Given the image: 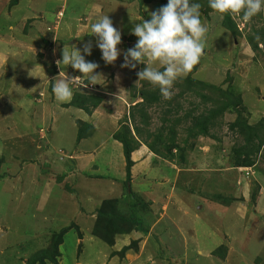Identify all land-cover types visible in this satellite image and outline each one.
<instances>
[{"label":"rangeland","instance_id":"rangeland-1","mask_svg":"<svg viewBox=\"0 0 264 264\" xmlns=\"http://www.w3.org/2000/svg\"><path fill=\"white\" fill-rule=\"evenodd\" d=\"M10 1L0 0V65L4 62L2 66L14 71L15 76L18 71L21 76L16 78L22 80L19 88L7 90L5 86L12 84L11 79L0 77V160L4 161L0 168V264H26L36 252L52 245L55 233L69 226L73 229L64 235L57 264H107L111 251L115 250L92 235L91 229L97 219V214L92 213L100 209L104 201L122 196L128 200L122 199L119 209L122 212L128 209V213L133 211L143 227L149 228L146 238L143 233L133 232L130 241L140 240L141 244L128 252V256L134 258L132 264H264V147L255 166L250 167L253 177L246 178L247 172L233 170L243 135L238 128H231L238 114L249 126L255 127L261 125V117H264V52L254 51L248 41V37L264 32V11L248 22L233 16L240 33L234 38L223 27L219 13L213 10L209 16L205 15L208 2H203L201 15L208 27L206 48L193 78L223 90L230 89L233 101L241 94L243 102L239 110L226 112L217 119L218 125L210 129L208 137L191 139L185 146L183 140L192 117L205 113L207 108H216L227 99L222 92L200 87L194 90L207 93L213 102L202 103L193 93H186L180 99L178 93L184 90L182 86L189 74L179 78L172 97L177 96L179 104L184 103L188 111L196 106L197 113L184 118L183 122L186 119L187 123L175 126L179 134L178 147L172 153L167 150L170 143L164 140L167 134L164 133L163 137L157 134H161L160 129L163 130L167 123L172 125L171 122H162V117L167 115L170 120H175L178 101L168 104L167 99L161 97L152 107H146L150 121L147 127L141 122L145 118L139 115L140 111L136 110L137 113L132 109L143 102L142 91L155 93L159 90L148 81H138L136 73L146 65H137L135 70L122 68L123 55L114 65H106L96 43L91 56H85L89 61L99 60V67L104 71L98 73L104 74L97 83L110 84L108 88L113 98L105 99L103 103L109 107L108 111L98 110L102 114L90 118L99 131L81 142L91 141L94 137H99L97 141L108 138L110 130H120L131 123V111H134L137 124L143 129L141 136L133 131L134 138L142 141L149 134L148 143L156 146L157 152H152L149 145L142 143L133 153L132 177L138 179V184L135 183L137 187L133 186L132 191L137 204L140 199L146 200L145 208L141 209L140 204L133 208L136 205L134 198H128L130 190L124 184L118 186L107 177L98 178L107 175V171L118 177L125 174L120 142L113 141L117 149L114 155L109 149L112 141L108 140L102 144L106 148L99 162L91 157L81 161L80 154L72 156L79 153L77 149L81 142L79 144L77 136L82 120L61 121V113L52 103L47 109V121H42L39 113H34L33 108L39 109L41 104L34 101L33 93L45 87L46 82L31 87L38 80L36 64L41 54L35 55L34 41L30 37L44 39L48 33L71 52V46L80 40L92 39L84 38L79 30L108 15L114 27L122 33V43L118 47L123 52L137 42L138 38L131 35L134 25L142 19L150 20V12L164 4L160 5L159 0L151 5L142 4L143 0H20L12 8ZM48 1L51 3L49 7ZM167 2L163 3L166 5ZM59 10H64V16L54 30L62 16ZM56 46L58 49L54 55L62 58L59 49L63 46ZM153 66L159 67L158 62ZM43 68L59 75L56 68L44 65ZM62 74L64 78L82 75L65 65ZM83 81L85 85L89 83L87 79ZM84 84L74 91L98 97L101 103L108 98L98 96L95 85L85 88ZM134 94L137 96L133 97ZM97 108H92V113ZM168 109H171L169 114L166 113ZM145 114L144 111L141 113ZM32 115H35L34 120L30 119ZM163 141L166 144L161 145ZM110 161L114 162L115 171L111 169ZM70 168H75L76 172H72L67 180L58 181L57 177L67 174ZM242 168L248 171V167ZM221 172L224 175L220 178ZM74 176L79 177L76 187L71 186ZM147 182L156 183L152 184L154 191L147 189L146 193L135 194L141 189L140 185ZM257 190H263L262 194L257 196ZM257 205L259 210L255 208ZM117 237L114 248L119 247ZM120 246L125 248L121 243ZM218 249H223L225 255L217 254ZM128 262L129 258L123 261L118 256V261L111 264Z\"/></svg>","mask_w":264,"mask_h":264},{"label":"trees","instance_id":"trees-1","mask_svg":"<svg viewBox=\"0 0 264 264\" xmlns=\"http://www.w3.org/2000/svg\"><path fill=\"white\" fill-rule=\"evenodd\" d=\"M19 0H11V5H16ZM167 0H159V3L161 5L165 3L163 2ZM208 0H192L193 3H199L201 6L205 5L203 2ZM142 4L151 5L155 2V0H143ZM168 3V2H167ZM207 9L205 10V15L209 16V12L213 11L209 4L205 5ZM202 11V7L201 10ZM223 27L230 32V34L236 38L240 35L237 24L235 23L233 16L231 15H225L222 22ZM255 37H248V41L252 49L264 52V32L261 31L259 34H255ZM262 45V47H261ZM202 59V58H201ZM198 65H196L191 73H189V76L186 78V83L182 87H184V90L178 93V97L182 99L184 97V94L186 93H193L192 95L194 97H197L200 102L202 103H210L213 102L212 99L209 97L207 93L200 94L197 92V90H194L196 87H200L201 89L210 88L216 91L222 92V95L225 96L227 99L226 102H222L220 105H218L216 108H210L206 110L205 113L198 115L197 117H192V122L188 128H186L187 136L186 139L183 140V143L185 146H187L191 139H196L199 136L208 137L210 133V129L214 128L216 125H218L217 119H219L221 116H223L226 112H235V110H239L242 105V95H236L235 100L233 101L231 98L230 89L223 90L220 87H214L212 85H207L205 83H202L200 81H197V79L193 78V75L198 71ZM176 85H178L176 83ZM53 84L50 85L49 91L52 93ZM136 90V89H135ZM143 102L138 103L132 109L137 112L140 111V116L145 118V121H141L142 123H145V127H147L148 124H150L149 117L146 112V107H152L154 103L157 101L159 102L162 98V95H160V91L156 90L155 93L153 92H141ZM136 96V95H135ZM178 101L177 96L172 97L170 99L165 100V102H168V104H174ZM220 101L217 103L219 104ZM101 104V99L98 97L88 96V95H82L78 93H74L73 99L70 106H74L78 109L83 110L87 114L92 113V108H96ZM194 108L196 106H193ZM191 109L190 111L185 108L184 103L179 104V101L177 103V107L175 109V120H170L167 115L162 117V122H171L172 125H169L168 123L166 126H163V130L160 129L161 134H157L159 137H163L164 133L167 135L164 136V140L166 142L170 143V146L167 147V150L169 153H172L174 150H176L177 146V138L179 134L175 130V126L179 125L183 122L184 118H188L190 116H193L195 113H197L195 110ZM137 110V111H136ZM171 109H168L166 111L167 114H169ZM134 111H131L132 113V127L130 125H126L122 127L120 130H118L115 135L114 139H116L118 142L121 143L123 148V156L125 159V180L122 181L115 177H107L108 180H111L116 183H118V186L125 185L127 189L129 188L130 194L128 196L129 199L134 198V193L132 189L134 188V181H137L138 179H135L132 177V168L134 166V160H133V153L137 151L138 148H140V144L144 143L146 146L149 145V149L152 152H157L156 146L154 144H149L147 139L150 138V135L142 141H138L133 136V131H136L138 136H141V131L143 129H140L137 124V116ZM144 111L145 115H141V113ZM240 112V111H239ZM138 113V112H137ZM188 120L185 119L183 123H187ZM261 125L255 127V126H249L246 121L242 119V116L238 114V117L234 121V123L231 124V128L235 129L238 128V131L243 136V142L239 145L237 157L234 159L233 167L235 168H242V167H254L255 162L257 160L258 155L261 153V150L264 147V119H262ZM173 126V127H172ZM166 131V132H165ZM163 132V133H162ZM95 133V130L92 125L82 123V127L79 130V134L77 136L78 142H80L83 139H88L92 137ZM161 135V136H160ZM158 138V137H157ZM161 139V138H160ZM166 144L165 141L161 145ZM194 147V144L192 145V148ZM236 152V151H235ZM159 153V152H158ZM182 159H185L184 156L181 157ZM2 163H4L3 159L0 160V168L2 166ZM72 172H76L75 168H70L68 170V173L60 175L58 178V181H62L64 179L67 180V177L70 176ZM77 175V174H72ZM4 177V175H3ZM97 177V176H96ZM0 178H2V175L0 174ZM75 179L74 183L71 186H75L79 183V177L74 176ZM98 178H105L102 175L98 176ZM72 189V188H70ZM71 191V190H70ZM136 194V192H135ZM122 198H111L109 200L104 201V204L101 206L100 209H98L95 213L93 212L92 215L97 214V219L94 222V225L91 229L92 235L98 237L102 241H104L106 244L110 245L111 247L114 245L116 237L120 235H130L131 233H143L146 235L148 233V229L143 227V224L140 223L141 221L138 218V215L133 214V211L131 213H128V209H126V212H122L119 209V203L121 202ZM127 201L128 199L125 198ZM133 202H135V198L132 199ZM125 201V202H126ZM139 203L133 206V208H136L137 205L140 204L139 208H145L143 204L146 202L140 199L138 201ZM129 207L131 206L128 203ZM127 204H124V206H128ZM150 224L148 225V227ZM73 227H65L61 229L58 233L54 234V241L52 245L49 248L40 250L36 252L34 255H32L28 260L26 264H57V258L60 255L59 252V246L64 241V235L67 234L70 230H72ZM139 247V240H133V242L130 243L129 246L123 248L119 252H113L112 255H117L121 258L125 256V254L130 251L132 248ZM225 248V247H222ZM219 255L223 256L225 255V251L223 249H218ZM138 251V248L137 250Z\"/></svg>","mask_w":264,"mask_h":264},{"label":"clouds","instance_id":"clouds-1","mask_svg":"<svg viewBox=\"0 0 264 264\" xmlns=\"http://www.w3.org/2000/svg\"><path fill=\"white\" fill-rule=\"evenodd\" d=\"M19 2L20 0L12 8ZM208 4L212 10L220 14L221 19L225 15H231L238 17L242 22H248L264 11V0H208ZM47 5L50 6V1ZM200 9L201 4L193 3L192 0H168L166 5L150 12V20L142 19L134 25L131 35L138 38L137 42L123 52L118 47L122 43V33L114 27L108 15L92 24L90 32L91 36L96 37V47L102 53L106 65H114L121 55L124 61L121 64L122 68L135 70L137 65H146L136 73L138 81H148L159 88L164 99H170L174 94L177 80L191 73L205 54L208 27L202 20ZM59 13L62 16L53 27L54 30L58 28L64 10H59ZM57 45L60 48L62 44ZM71 47L73 49L71 52L63 47L62 59H58L56 64L70 66L82 75H67V78L63 79L60 78L63 75L60 72L54 78L56 83L52 91L56 99L62 102L72 99L73 85L79 87L80 82L87 79L89 83L85 85L86 88L89 85H97V81L103 77V74L97 72L99 64L85 59L86 55L92 54L91 41L84 44L82 51L76 46ZM39 61L38 58L37 62ZM156 62L159 67L153 66ZM251 170H248L249 174Z\"/></svg>","mask_w":264,"mask_h":264},{"label":"crops","instance_id":"crops-1","mask_svg":"<svg viewBox=\"0 0 264 264\" xmlns=\"http://www.w3.org/2000/svg\"><path fill=\"white\" fill-rule=\"evenodd\" d=\"M50 6H51V3H50ZM97 22V21H96ZM96 22H94V23H96ZM94 23H92V24H94ZM90 26H91V24L90 23H88V25L86 26V27H82L79 31H80V33H82V35H83V37L84 38H87V37H91L92 39H88V40H80L79 42H77L76 44H75V46L78 48V49H80L81 51H82V49H83V46H84V44H86V43H88L89 41H91L92 42V45L94 46V44L96 43V37H94V36H91V32H90ZM54 36H56V34L54 35ZM79 35H77V37H78ZM30 39L32 40V41H34V46H33V50L35 51V55L37 54V53H40L41 55L39 56V62H37V64H36V69H37V76H38V80H35L36 81V83H33V84H31V87L33 86V87H36L37 85H38V82H46V84H45V87H43V86H41V87H43L41 90L38 88L37 89V91L36 92H34L33 93V99H34V101L36 102L37 101V103H39V104H41V105H39V109H34L33 108V111H34V113H39V116H40V118H41V120L42 121H47V109H49V103H52V104H54L55 105V108L56 109H58L59 111H60V113H61V121L64 119V121H67V120H70V122H77V121H79V119H81L82 121H80V122H82L83 124L84 123H86V124H89V125H92L93 126V128H94V130L95 131H99V130H97V128H96V126L95 125H93V123H92V119L94 118H96V116L98 115V113H100V114H102L101 112L102 111H108L109 110V107H107L106 108V105H104L103 103L106 101L105 99H112L113 98V95H112V93H110L111 92V89H109L108 88V85H110V84H108V85H100V83H98L97 85H95V88H96V90L94 89V91H96L99 95L98 96H100L101 98L102 97H104V96H107L108 98H104V101L98 106V108L96 109V110H94V112L92 113V115H90V114H87L86 112H84L83 110H81V109H78V108H76V107H74V106H70L69 104L71 103V101H72V99H73V97H72V99L70 100V101H64V102H62V101H56L55 100V94L52 92H50L49 91V87H50V85L51 84H55L56 83V81L54 80V78H56L58 75H55V73L56 72H54V71H52V72H47V71H44V70H42V69H44L43 68V65L46 67V68H48V67H53V68H56L58 71H59V73L61 72V73H63V68H64V65L63 64H61V65H57L56 64V61L58 60V59H62L61 57H59V56H57V55H54L55 54V50H57L58 48H54V46L55 45H57V41H56V39H55V37H54V39L52 38V37H50L49 36V34L47 33V35L45 36L44 35V39H40V38H31L30 37ZM63 45H61V47H62ZM64 47V46H63ZM63 47L62 48H60L59 50H62L63 49ZM53 50V52H51ZM59 50H58V52H59ZM82 54H83V52H82ZM86 58V57H85ZM96 63H98L99 62V60L97 59V61H95ZM3 64H5L4 62L0 65V71H1V69L2 68H4V70L0 73V77H2V78H6V80H7V78L9 77L10 79H11V82H12V84H9V83H7L6 84V86H5V88L8 90V89H10V90H12L13 89V87L14 88H19L20 87V85H21V80H22V78H19V79H17L16 77H19V76H21L20 75V73L18 72V71H15L16 72V76L14 75L15 73H14V71H12V70H10L9 68H6V66L5 67H3L2 65ZM39 70H41V71H39ZM39 71V72H38ZM100 71H104V68H98L97 69V72H100ZM51 73H53V74H51ZM104 74V73H103ZM49 76H50V78H49ZM76 76H79V75H76ZM46 78V79H45ZM60 78H63V79H66L67 78V76L64 78V76L62 77H60ZM114 77H112L111 79H113ZM84 82L85 81H81L80 82V86L79 87H81L83 84H84ZM90 86H92V85H90ZM84 87H85V84H84ZM74 88H76V86L75 85H73V93H78V92H75L74 91ZM77 89V88H76ZM89 89V88H88ZM9 90V91H10ZM117 91L118 90H116V93H117ZM134 91H135V89H134ZM97 93H95V94H97ZM115 93V94H116ZM136 94H134L133 95V97H136L135 96ZM41 98V99H39V97ZM74 96V95H73ZM6 98V97H5ZM44 98H45V100H44ZM110 99V100H111ZM39 100V101H38ZM1 102V101H0ZM11 104H12V102H10ZM112 104V103H111ZM128 107H129V105H128ZM37 108V107H36ZM106 108V109H105ZM98 110H102L101 112L100 111H98ZM39 111V112H38ZM34 116L35 115H32V117L30 118L31 120H34ZM80 117V118H75L74 119V117ZM90 118H92V119H90ZM261 119H264V117H261ZM56 123H58V121H56ZM129 125L131 126V128H132V121H131V123H129ZM119 130V128H117L116 130H110V132H111V134H110V136L108 137V138H102V139H100L99 141H97V139L99 138V137H94V138H91V141L89 140V141H83V142H81V144H80V142H79V144H80V146H79V148L77 149V152H79V153H77V155H75V156H72V157H78L79 156V154L81 155V161L83 160V159H85V158H89V157H91V159H95L97 162H99L100 160V158H102V157H104V156H102L103 155V149L104 148H106L104 145H102L103 144V142L104 143H107L108 142V140H111L112 141V143H111V145H110V150H111V154H116L117 153V149H116V147L115 146H113V141L116 143L117 141H115L114 140V135H115V133L117 132ZM87 139V138H86ZM88 139H90V138H88ZM84 140V139H83ZM114 143V144H115ZM142 147H145V146H142ZM116 150V151H115ZM122 153V152H121ZM111 155H109L108 156V159L110 160V157ZM90 159V160H91ZM111 163H110V165H111V169L112 170H114L115 171V169H114V162L113 161H110ZM96 165H97V167H98V164L96 163ZM100 165V164H99ZM228 168H231V167H228ZM227 168V169H228ZM98 169H99V167H98ZM243 168H235L234 167V169L233 170H235V171H237V172H244L243 170H242ZM248 170H250L251 168H247ZM209 169H207V171H208ZM241 172V173H242ZM107 173V175H103L102 174V176L103 177H115V178H118V179H120V180H122V181H124L125 179V174L122 176L121 175V177H118V175H114V173L113 172H106ZM108 173H109V175H108ZM98 174H100V172L98 171ZM224 174L221 172V174L219 175V177L221 178L222 176H223ZM246 175V174H245ZM246 178H252L253 177V170L252 171H250V174H249V176L247 177V176H245ZM135 183L136 184H138V182L137 181H134L133 182V184H134V187L136 186L135 185ZM148 184H144V183H142L140 186H141V189L140 190H138V191H135L136 193H138V192H145V190H149L150 192L151 191H154L153 190V188L152 187H154L153 185H156V183H151V182H147ZM153 184V185H152ZM145 186H147V187H145ZM137 187V186H136ZM221 187H223L222 185H221ZM260 191V190H259ZM257 192H258V190H257ZM262 192H263V190H261L260 192H258L257 193V196L259 195V193L260 194H262ZM146 193V192H145ZM150 194V193H149ZM122 199H124L125 200V198H124V196H122L121 197ZM126 201V200H125ZM256 202H257V200H256ZM261 202V201H260ZM255 208H258L257 210H259L260 209V206H258L257 205V207H255ZM263 208V207H262ZM262 210V209H261ZM70 232V231H69ZM68 232V233H69ZM67 233V234H68ZM136 233V232H135ZM139 234H141V233H139ZM148 234V233H147ZM146 234V235H147ZM146 235H144V238H146L145 236ZM134 236V234L133 233H131L130 235H120V236H118L117 238V244H119V247H116V248H114V246H112L111 248L112 249H114L115 251L114 252H119V250L121 251V249H122V247L120 246V243H121V245L122 246H125V247H127V246H129V244L131 243V241H130V239L132 238ZM82 241H83V244L85 243V239L83 238L82 239ZM148 241H149V239H148ZM125 244V245H124ZM140 244H141V241L139 240V246H140ZM139 249V248H138ZM111 251V250H110ZM129 252V251H128ZM128 252L125 254V256L122 258V260L124 261L125 260V258H129V262L128 263H125V264H132V261H134V258L133 259H131L129 256H128ZM112 251H111V253H110V255H109V260L108 261H106L107 262V264H111L113 261H115V260H117L118 261V256L117 255H112ZM138 260V259H137ZM139 261H140V259H139Z\"/></svg>","mask_w":264,"mask_h":264},{"label":"built area","instance_id":"built-area-1","mask_svg":"<svg viewBox=\"0 0 264 264\" xmlns=\"http://www.w3.org/2000/svg\"><path fill=\"white\" fill-rule=\"evenodd\" d=\"M247 173H246V175L248 176L249 175V171H246Z\"/></svg>","mask_w":264,"mask_h":264}]
</instances>
